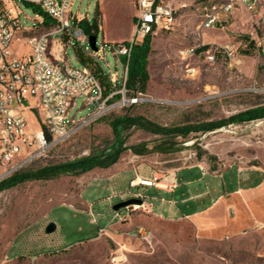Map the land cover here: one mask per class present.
<instances>
[{"label": "rangeland", "instance_id": "1", "mask_svg": "<svg viewBox=\"0 0 264 264\" xmlns=\"http://www.w3.org/2000/svg\"><path fill=\"white\" fill-rule=\"evenodd\" d=\"M165 1L173 8L174 24L151 34L149 78L145 89L132 95L122 82L124 57L116 56L112 46L133 37L135 0H75L72 22L82 16L77 23L97 35V46H104L105 54L99 57L85 50L76 39L59 51L57 40L64 41V35L53 33L52 55L67 58L77 67L87 65L104 89L110 82L111 89L103 96L108 97L106 108L23 169L34 170L103 149L114 137L111 120L127 113L168 127L226 124L207 131L194 129L186 138H170L133 125L124 132L126 144H146L149 152L139 155L127 149L107 168L26 180L2 189L0 264H264V222L247 234L204 237L188 219L165 218L174 215L160 208L154 188L130 185L136 168L147 177L152 170L164 175L195 164L264 167V116L229 121L246 110L264 107V16L241 7L226 17L224 29L204 28L203 6L226 0ZM21 8L24 26H44L25 35L51 29V25L39 24L36 5L22 2ZM204 44L209 45L207 49L221 50H216L214 62L207 58V49L192 56L183 53ZM224 47L233 51V59L223 52ZM17 49L19 54L27 52L24 44ZM111 73L119 78L116 86L110 81ZM136 96L140 99L130 104L128 98ZM95 106L85 105V96H78L70 116L78 120ZM28 116L35 123L34 111ZM165 140L173 141L175 150L153 149ZM139 191L146 193V201L164 217L140 209L126 220L116 218L113 205L122 199L121 194L125 200ZM49 223L55 229L47 232ZM141 225L147 230L145 235L138 231Z\"/></svg>", "mask_w": 264, "mask_h": 264}, {"label": "built area", "instance_id": "2", "mask_svg": "<svg viewBox=\"0 0 264 264\" xmlns=\"http://www.w3.org/2000/svg\"><path fill=\"white\" fill-rule=\"evenodd\" d=\"M34 4L39 8L36 19L44 24V15L53 20L51 29L38 34L25 35L36 27H26L21 22V3ZM75 0H0V182L29 162L44 155L50 148L71 136L86 123L97 118L106 108L108 97L103 99L104 87L95 72L87 65L77 67L67 58L52 55L53 33H62L64 41L57 40V49H65L73 39L99 57L105 54L104 46L94 51L89 47V33L76 22H72L71 8ZM136 12L133 37L126 43L114 44L116 56L126 59V70L122 76L124 89L127 80L128 61L135 43L145 35L158 29L170 28L174 24V12L165 0H135ZM245 7L252 15H264V0H226L203 6L201 26L224 29L226 17ZM67 40V42L65 41ZM24 44L27 52L18 53L17 45ZM203 45L186 49L183 53L192 56ZM215 50L207 49V58L215 61ZM223 52L233 59L234 53L224 47ZM61 53V52H59ZM61 56V54L59 55ZM191 71V70H189ZM110 81L116 86L119 78L111 73ZM85 96V105L95 103V108L86 116L76 120L70 111L78 96ZM126 99V98H124ZM139 96L128 98L130 104ZM35 113V123L28 116ZM154 186L166 189L173 182L166 175L154 174L150 178L137 176L131 186ZM131 197L142 203H133L115 211L116 218L126 220L133 212L148 210L143 192ZM124 200V199H122ZM103 230V228H101ZM138 231L145 235L144 226Z\"/></svg>", "mask_w": 264, "mask_h": 264}, {"label": "crops", "instance_id": "3", "mask_svg": "<svg viewBox=\"0 0 264 264\" xmlns=\"http://www.w3.org/2000/svg\"><path fill=\"white\" fill-rule=\"evenodd\" d=\"M133 171L135 176L144 177L141 168ZM148 173L144 178L156 172L152 170ZM164 175L173 182L172 186L166 189L149 187L157 191L156 199L160 202V208L174 215L173 218H165L188 219L201 236L224 238L243 235L264 222L262 166L232 164L226 168L212 169L195 164ZM145 196L148 198L146 193ZM145 204L148 212L164 217L162 213L155 212L153 205L146 199Z\"/></svg>", "mask_w": 264, "mask_h": 264}, {"label": "trees", "instance_id": "4", "mask_svg": "<svg viewBox=\"0 0 264 264\" xmlns=\"http://www.w3.org/2000/svg\"><path fill=\"white\" fill-rule=\"evenodd\" d=\"M41 25H52V22H50V18L48 16L44 15V24ZM42 27L44 26L36 27V29L33 31H36ZM150 42L151 34H147L143 38L142 42L135 43L132 48L131 56L128 61L127 80L125 83V88L132 95L136 94L137 91H143L146 86V81L149 78L147 63L148 54L151 48ZM208 47V44H204L203 46L198 48V51L207 49ZM124 60L126 61L125 58ZM106 84L107 85L104 89V95L108 94L109 89H111L110 82H106ZM116 95L120 97L121 93H118ZM263 116L264 107H261L255 108L253 110H246L238 114L237 116L232 117L229 121L249 120ZM110 124L113 129L114 137L110 141V143H108V145L103 149L91 152L87 155H83L72 160H67L56 164H48L34 170L22 168L0 182V191L4 188L14 186L26 180L50 179L62 174L79 175L88 172L96 167L107 168L116 163L119 160L121 154L127 149H131L133 153L139 155L149 152L150 149L146 146V144H134L130 146L126 144L124 132L133 125L156 134L168 136L170 138L178 135H182L186 138L188 137L189 132L194 129L207 131L221 127L226 123L223 121L211 122L203 124L198 128H193V126L189 124L168 127L157 124L142 115H131L127 113L113 118ZM160 144L161 145L159 146L155 145L153 149L155 148L157 151L175 150L174 142L171 140L162 141ZM215 168L216 167H213L212 169Z\"/></svg>", "mask_w": 264, "mask_h": 264}, {"label": "water", "instance_id": "5", "mask_svg": "<svg viewBox=\"0 0 264 264\" xmlns=\"http://www.w3.org/2000/svg\"><path fill=\"white\" fill-rule=\"evenodd\" d=\"M89 44H90V47L94 50V51H97L98 50V46H97V35L96 34H90L89 35ZM143 200L140 199V198H136V197H130L128 199H125V200H120L118 201L117 203H115L113 205V209L115 211L119 210L120 208L122 207H125L129 204H133V203H142ZM55 229V224L54 223H49L46 230L47 232H50L52 230Z\"/></svg>", "mask_w": 264, "mask_h": 264}]
</instances>
